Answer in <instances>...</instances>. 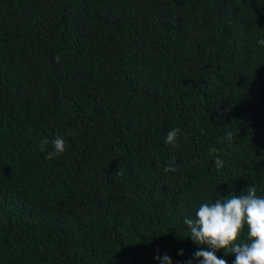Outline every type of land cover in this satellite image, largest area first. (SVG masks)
I'll return each mask as SVG.
<instances>
[{
  "label": "trees",
  "instance_id": "16d2710c",
  "mask_svg": "<svg viewBox=\"0 0 264 264\" xmlns=\"http://www.w3.org/2000/svg\"><path fill=\"white\" fill-rule=\"evenodd\" d=\"M260 39L264 0H0V264H198L184 219L264 197Z\"/></svg>",
  "mask_w": 264,
  "mask_h": 264
},
{
  "label": "clouds",
  "instance_id": "9594fccd",
  "mask_svg": "<svg viewBox=\"0 0 264 264\" xmlns=\"http://www.w3.org/2000/svg\"><path fill=\"white\" fill-rule=\"evenodd\" d=\"M258 44L264 46V39ZM59 61V57L56 58ZM73 135L75 132L72 133ZM181 134L180 128L170 129L166 136V143L176 145L177 137ZM230 142L232 133L226 136ZM47 139L40 143V151L45 152V159L53 160L66 151V142L61 136H56L51 141L52 150H48ZM210 152L219 150L210 147ZM217 169L223 167V161L218 157L215 160ZM179 171L175 158L170 165L164 168V172ZM184 223L190 231V238L201 247L193 254V259L198 264H227L215 254L218 250L235 254V264H264V197L257 196L255 186L250 185L244 194L233 193L227 199H218L213 203H202L197 212L196 218H185ZM247 226L246 243H237L241 232ZM179 255H183L181 250ZM155 259L160 264H173L171 257L165 253L162 256L157 253ZM192 264V260L186 262Z\"/></svg>",
  "mask_w": 264,
  "mask_h": 264
}]
</instances>
